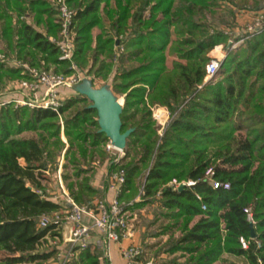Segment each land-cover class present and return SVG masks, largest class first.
I'll return each mask as SVG.
<instances>
[{
  "label": "trees",
  "instance_id": "1",
  "mask_svg": "<svg viewBox=\"0 0 264 264\" xmlns=\"http://www.w3.org/2000/svg\"><path fill=\"white\" fill-rule=\"evenodd\" d=\"M68 4L74 11L72 61L93 84L96 78L112 81L117 98L125 96L122 132L133 131L120 165L109 155L110 139L100 131L98 111L87 95L73 89L58 110L2 106L0 264L57 256L56 247L40 248L48 236L59 234L57 223L41 227L39 221L63 205L43 192L42 181L49 167L57 170L65 148L64 179L76 202L103 197L110 175L120 170L126 181L119 199L127 209L150 206L155 217L149 223H158L160 233L181 230L178 237L170 232L157 255L164 250L173 256L171 262L186 257V264H214L227 252L243 258L244 264H264V31L228 49L219 71L204 81L209 53L215 48L214 54H222L220 44L233 38L219 26L235 28L238 13L259 10L264 0ZM61 28L56 0H0L5 57L15 54L31 67L75 73L72 61L60 59ZM25 77L23 67L7 66L0 58V98L11 95L2 92L7 81ZM155 107L170 113L164 128L154 118ZM61 118L68 147L61 139ZM97 156L99 167L93 164ZM106 161L109 173L102 180L107 191L95 184ZM211 166L218 180L230 182L229 189H214L204 181ZM173 178L198 182L175 190L167 185ZM248 206L254 224L245 213ZM242 236L251 239L249 249L243 248ZM70 263L111 264L106 247L94 241Z\"/></svg>",
  "mask_w": 264,
  "mask_h": 264
},
{
  "label": "built area",
  "instance_id": "2",
  "mask_svg": "<svg viewBox=\"0 0 264 264\" xmlns=\"http://www.w3.org/2000/svg\"><path fill=\"white\" fill-rule=\"evenodd\" d=\"M56 5L59 9L62 26L61 38L58 41L62 52L60 59L72 61L74 52V11L70 8L68 0H56ZM243 13H245L243 16L247 17V19L232 33L234 38L237 37L235 40H230L232 48L244 43L250 36L264 31V7L254 11H241V15ZM52 40L55 41L54 38ZM221 47L223 46L221 45ZM0 58L4 60L5 56L0 55ZM14 63L16 66L23 67L24 73H27L28 77L22 78L14 84L13 89L15 92L10 97L0 98V109L9 103H15L16 106L27 105L31 108L42 107L58 110L66 98L62 89L71 88L73 90L75 85L89 77L82 74L73 61V68L77 71L71 75L57 73L53 69L31 67L17 60ZM221 64V57H213L206 67L208 76L213 77L219 71ZM159 108H153V115L160 122L159 117L155 115L156 110ZM167 122V119L164 123L160 122L162 128L165 127ZM107 150L116 155L125 152V150L114 146L111 141L107 144ZM110 180L111 188L115 190V195L112 198H94L85 204L76 202L69 195L64 184H61V194L66 204L65 215L61 216L59 213H55L54 216L43 214L39 221L41 227H47L53 222L57 223V229L61 236V244L57 246L58 254L50 264H69L72 259L78 257L82 250L87 249L92 241L98 246L104 245L108 256L107 249L110 243H119L133 236L130 210L126 208L127 204L119 199L126 177L121 172H114L110 175ZM204 181L214 189H229L231 187L230 182L221 181L215 177V170L212 166L207 169ZM197 182L198 180L195 179L173 178L168 183V186L175 190H181L185 187H193ZM159 195L160 193H158ZM135 200H140V195ZM129 204H132V202ZM202 207L204 210L207 209L206 204H203ZM245 213L248 216V220L254 224L255 219L252 207H246ZM240 242L244 249H249L251 239L242 236ZM257 244L258 247L261 246L259 241H257ZM120 251L124 264H145L141 259L143 255V246L141 244L133 242L128 246L121 247Z\"/></svg>",
  "mask_w": 264,
  "mask_h": 264
},
{
  "label": "rangeland",
  "instance_id": "3",
  "mask_svg": "<svg viewBox=\"0 0 264 264\" xmlns=\"http://www.w3.org/2000/svg\"><path fill=\"white\" fill-rule=\"evenodd\" d=\"M244 14L245 13H243L241 15V12L238 13V16L239 15H241V16L238 17L239 19L236 20V23L234 22L235 28H230V27H227L225 25H220L219 29L226 31L227 33H229V32L233 33L238 26L242 25L244 23V21H246L247 17L243 16ZM15 20H16V17L14 19V22H15ZM232 39H234V35H233ZM230 40H229L228 44L230 43ZM228 44L227 45L220 44L223 46V47H221L222 54H221V52L214 54L213 53V51L215 49L214 48L209 53L210 60L213 57L217 56V57L222 58V63H223V61L227 55ZM240 45H242V44H240ZM5 48H6V43L0 39V55H4L2 51L5 50ZM15 60L22 62L21 60H19L17 58V56L15 54L14 55L10 54L9 56L5 57V61L7 62V66L19 67V66L15 65V63H14ZM26 64L29 65V63H26ZM81 73L84 74L85 76H88L85 72L84 73L81 72ZM68 75H71V74H68ZM87 78H89V77H87ZM210 79H212V77H209L207 74V71H206V76H205L204 81L208 82ZM17 81L18 80H16V79L15 80L11 79V80L7 81L3 85L2 92L4 94H7V95L14 93L15 90L13 89V86ZM111 82L112 81L110 79L109 80H102L100 78H96L94 86L95 87H102L106 84H111ZM62 91H63L65 97L70 96L74 92V91H72L71 88H63ZM119 99H120L121 103H124L125 96L121 95L119 97ZM155 108H157V107H155ZM155 115L157 117H159L161 123H164L166 119L169 120V116H170L167 108L164 109L162 107L156 110ZM157 122H158V125H160L162 127L161 123L158 120H157ZM25 135H34V134L31 132H27V133H25ZM61 139L67 144V147H68L69 143H68V139H67L66 134H65L64 120L62 118H61ZM66 150H67V148H65L60 154L59 166H58L57 170L55 172H53V167H50L48 169L47 173H45L46 178H44L42 181V183L44 185V188H42V190L48 196L49 195L53 196L51 193H53L54 191H58V188L59 189L61 188L62 183L66 187L69 195H71V192L68 189V183L64 179V173H65L64 163L66 161V159H65ZM109 155L112 159H114L116 161V163H119L121 165L123 163V159L125 158L126 150L124 153H118L117 155H115L114 153H111ZM95 159H96V161L93 162V164L95 166L99 167L100 166V163L98 161L99 157L97 156ZM108 160H110V159H108ZM21 163H24L23 159L21 160ZM102 166L104 167L105 165H102ZM108 166H109V162L106 163L105 177H107L108 173H109L108 172ZM100 168H102V167H100ZM118 172H121L124 174V172H122L120 170H118ZM71 180L75 181V178L73 177V178H71ZM75 190H77L76 186H75ZM95 198H102V197L95 196ZM57 200L61 201V203L63 205L59 208V210L51 213V216H54L55 213H59L61 216H64L65 215V205H66L65 199H64V197L59 196ZM150 208H151L150 206H145L142 208L134 207L133 211H130L131 225L133 226L135 231H139L140 238L142 240L141 245L143 246V255H142L141 259H142L143 263L147 262L149 264H186V261H185L186 257H180L175 262H171L170 260L173 258V256L169 255L164 250L159 255L156 254V252L162 247L163 243H165L169 239L172 232L171 231L166 232V233L163 232L164 234H162V233H160L161 230H160V225L158 223H156V224L149 223V220L151 221L155 217L154 214H152ZM163 218H160L159 222H161V220H163ZM198 218L199 217L195 218L194 221L198 220ZM169 220H171V219H164L163 221H165V223H167ZM58 232H59V230H58ZM154 233H158V234H154ZM172 234L175 237H178L181 235V230L175 229V230H173ZM60 244H61V236L58 234V235H55L53 237L48 236L47 240L42 243L40 248L41 249L47 248L50 250V249H53L54 247L58 248L57 246H59ZM0 254H1V256H4V252H1ZM76 259H78V257ZM53 261H54V259H50V260H45V261H37V262H32V263H21V264H50V262H53ZM214 264H244V259L241 257L229 255L227 252H225Z\"/></svg>",
  "mask_w": 264,
  "mask_h": 264
},
{
  "label": "water",
  "instance_id": "4",
  "mask_svg": "<svg viewBox=\"0 0 264 264\" xmlns=\"http://www.w3.org/2000/svg\"><path fill=\"white\" fill-rule=\"evenodd\" d=\"M230 48L231 43L227 46V49ZM74 90L90 98L93 102L91 106L98 111L100 131L108 136L114 146L125 150L127 138L133 129L122 132L121 113L123 103L113 93L110 85L106 84L102 87H95L90 78H85L81 83L75 85Z\"/></svg>",
  "mask_w": 264,
  "mask_h": 264
},
{
  "label": "crops",
  "instance_id": "5",
  "mask_svg": "<svg viewBox=\"0 0 264 264\" xmlns=\"http://www.w3.org/2000/svg\"><path fill=\"white\" fill-rule=\"evenodd\" d=\"M162 108H164V107H162ZM22 164H24V163H22ZM105 171H106V164L104 167L102 166V168L99 169L95 184L97 186H99L100 188L105 189L107 191V189L105 187V183L102 180V177L105 175ZM109 180H110V178H109ZM61 192H62L61 188L60 189L58 188V191H54L53 193H51L53 196L49 195V198L52 200L61 202V201L57 200L59 196L63 197ZM114 195H115V190L112 189L110 186L109 191H107V193H105V195L103 197L104 198H112ZM133 242L138 243V244H141V242H142V240L140 238L139 231H135V229L133 230V236L132 237L126 238L119 243H110L108 246V249H107L108 250V256L107 257H109L111 264H124V259L121 255L120 249H121V247L128 246L129 244H131ZM145 264H147V262Z\"/></svg>",
  "mask_w": 264,
  "mask_h": 264
}]
</instances>
